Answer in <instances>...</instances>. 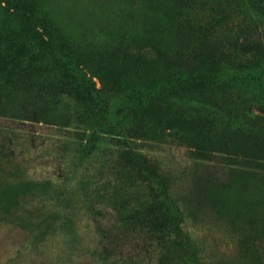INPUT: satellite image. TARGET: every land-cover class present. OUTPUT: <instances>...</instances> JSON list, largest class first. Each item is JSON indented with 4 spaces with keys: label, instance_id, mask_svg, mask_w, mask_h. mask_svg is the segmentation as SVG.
Returning a JSON list of instances; mask_svg holds the SVG:
<instances>
[{
    "label": "rangeland",
    "instance_id": "374dc122",
    "mask_svg": "<svg viewBox=\"0 0 264 264\" xmlns=\"http://www.w3.org/2000/svg\"><path fill=\"white\" fill-rule=\"evenodd\" d=\"M264 0H0V264H264Z\"/></svg>",
    "mask_w": 264,
    "mask_h": 264
},
{
    "label": "trees",
    "instance_id": "16d2710c",
    "mask_svg": "<svg viewBox=\"0 0 264 264\" xmlns=\"http://www.w3.org/2000/svg\"><path fill=\"white\" fill-rule=\"evenodd\" d=\"M246 28H252L249 30L251 41L245 46L247 51H258L259 49L264 48V34H262L257 26L256 20L251 16H245Z\"/></svg>",
    "mask_w": 264,
    "mask_h": 264
}]
</instances>
